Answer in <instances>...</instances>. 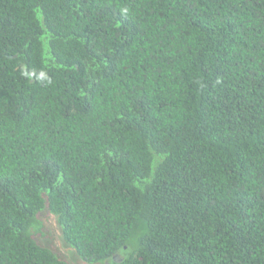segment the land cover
I'll return each mask as SVG.
<instances>
[{
  "label": "trees",
  "instance_id": "obj_1",
  "mask_svg": "<svg viewBox=\"0 0 264 264\" xmlns=\"http://www.w3.org/2000/svg\"><path fill=\"white\" fill-rule=\"evenodd\" d=\"M264 264V0H0V264Z\"/></svg>",
  "mask_w": 264,
  "mask_h": 264
},
{
  "label": "rangeland",
  "instance_id": "obj_2",
  "mask_svg": "<svg viewBox=\"0 0 264 264\" xmlns=\"http://www.w3.org/2000/svg\"><path fill=\"white\" fill-rule=\"evenodd\" d=\"M38 218L40 227L33 232V236L38 243L50 248L58 257L73 264H90L80 259L76 252L64 242L53 214L47 210H42Z\"/></svg>",
  "mask_w": 264,
  "mask_h": 264
}]
</instances>
